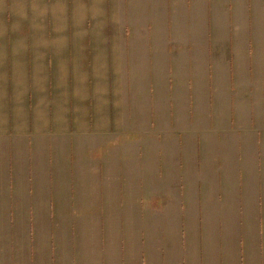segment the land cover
<instances>
[{
  "label": "rangeland",
  "instance_id": "obj_1",
  "mask_svg": "<svg viewBox=\"0 0 264 264\" xmlns=\"http://www.w3.org/2000/svg\"><path fill=\"white\" fill-rule=\"evenodd\" d=\"M78 1L0 0V264H31L29 246L40 248L32 264H75L90 230L110 240L124 221L129 257L145 218L149 243L158 242L185 183L199 197L198 148L204 199L218 197L226 212L246 207L240 226L254 228L246 240L255 257L264 177L257 156L239 166L236 147L250 132L244 141L255 149L263 111L264 0H101L90 17L75 13ZM90 20L105 44L81 58L75 33L87 35ZM51 45L54 55L44 54ZM222 158L224 170H210ZM93 191L105 195L102 216L90 208ZM143 200L161 222L152 225ZM159 256L149 264H166Z\"/></svg>",
  "mask_w": 264,
  "mask_h": 264
},
{
  "label": "crops",
  "instance_id": "obj_2",
  "mask_svg": "<svg viewBox=\"0 0 264 264\" xmlns=\"http://www.w3.org/2000/svg\"><path fill=\"white\" fill-rule=\"evenodd\" d=\"M101 0H81L77 2L75 5V13L83 12L88 13V17H90V13L100 12L102 9L100 6H96ZM6 8L7 11L9 9V5L7 3ZM26 5V4H22ZM105 14L108 16V13L111 12V8L109 4H105ZM1 8V6H0ZM26 11H38L41 10L38 5H26ZM58 10V8L56 9ZM248 18V15H247ZM90 29L87 30V35L81 37L75 33V47L77 49L78 57L84 56L85 54L95 52L98 53L97 43L100 42V36L95 35V29L93 20H90ZM86 22V24H89ZM228 23H231L228 21ZM110 24V23H109ZM236 24V23H234ZM108 27V26H107ZM252 27L254 29V24L247 22V39L251 34L254 33V30L250 33L249 28ZM84 38V40H83ZM45 44H50V41L46 39V37L42 38ZM7 40H5L6 42ZM85 43V51H82L81 47ZM57 42V40L55 41ZM8 44V41H7ZM47 48L50 50V53L54 55V47L51 45L49 47H45L44 54L47 53ZM108 52H111L110 48H107ZM9 52V50H7ZM93 57V56H91ZM88 58V56H87ZM10 66L7 64L6 74L10 76ZM248 79L251 83H255L253 76L248 74ZM256 90L254 87L249 88V99L247 100V106L254 108V114L256 115L255 108L256 105ZM238 101V99H237ZM234 101L236 102V106L239 107V103L244 104L246 101ZM243 106V105H241ZM240 106V107H241ZM32 112L31 107H27ZM262 113L259 117H255L253 120V130L256 134V146L253 149L252 143H245L244 138H252V133H248V137L244 133H239L237 136V162L239 166L245 165L246 161H250L254 156L259 157L256 159L259 161L258 165L261 166V171L263 172L264 177V131L261 129V124L258 123L259 118L262 121L264 119V104H262ZM258 120V122H257ZM260 135L259 138L257 135ZM197 155L200 161L196 160L197 170L200 175V189H199V197H197L196 202L193 198L188 195L187 196V188L188 184L185 183V191L183 190V196L177 201V208L173 210V213L169 214L168 219V230L162 229L161 224L157 229L155 234H160L161 237L157 238L158 242L149 243V235L148 232H145L147 227V219L142 220L144 232H139L136 237V240L140 243L131 245V253L129 257L127 255L128 251V243L126 234L128 232L126 221H124V227L120 222L119 232L114 234V237L109 240L108 236H103V240L101 242H96V234L93 230H90L92 233L90 235V231L88 232V242L87 243H76L75 244V264H127V259L133 261L134 264H149L150 259H155L156 254H160L159 258L166 264H264V181L262 184L261 191V201L257 206L259 213V227L256 229L257 235V245L251 246V250L255 251V257H252L251 252H247L248 245L246 240V235L250 232L254 231V228H246L245 223L243 222V227L240 226L241 219L243 220L246 217V207L243 210L239 209L238 211L226 212L222 208V204L215 198L210 200H205V193L202 189V176L203 173L208 169L207 164L203 162L202 156L203 151L201 148L196 149ZM189 159H186V161ZM221 165V170H224V166L226 163L222 158V163L216 162V165L210 166V170L218 171V166ZM196 169H191L194 171ZM244 170V169H240ZM204 177V176H203ZM190 181L189 180H185ZM93 185L95 186V174L93 177ZM93 205L91 208L93 215L96 214L103 215L107 210V202L105 200V195L102 194L99 199L95 192L93 191ZM90 197V194L88 198ZM102 197V199H101ZM96 200V202H95ZM181 201V202H180ZM91 202V201H90ZM140 206L143 212L147 213L149 216H152L154 219L152 220V225L154 226V220L161 222L159 219V215L161 214V210L158 207H152L145 204V200L141 201ZM100 203V206H99ZM180 203V204H179ZM91 204V203H90ZM169 212L172 211V206L169 200L164 203ZM173 204V203H172ZM151 207V208H150ZM89 208V212H90ZM143 215V214H142ZM90 216V214H89ZM121 218V214H120ZM181 219V220H180ZM239 219V221H238ZM233 220V226H235L234 231L230 232L231 228L229 226V221ZM227 225V226H226ZM142 227V226H141ZM148 231V230H147ZM167 233V239L164 243L163 237ZM151 234V232H150ZM242 234V236H240ZM140 238V240H139ZM125 243L126 246L122 243ZM54 243L51 245V251L53 249ZM164 246H168V249L164 250ZM29 260H31V264L35 262V258H32L31 253L34 252V249H40L39 247H31ZM15 249V247H14ZM17 249V247H16ZM14 251H17V250ZM13 251V250H9ZM164 252V253H163ZM152 259V260H153ZM153 260V262H155Z\"/></svg>",
  "mask_w": 264,
  "mask_h": 264
}]
</instances>
